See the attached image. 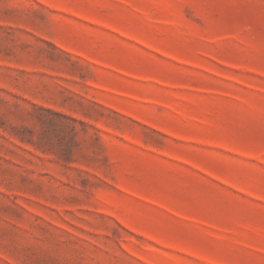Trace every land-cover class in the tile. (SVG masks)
Returning a JSON list of instances; mask_svg holds the SVG:
<instances>
[{
  "label": "rangeland",
  "instance_id": "rangeland-1",
  "mask_svg": "<svg viewBox=\"0 0 264 264\" xmlns=\"http://www.w3.org/2000/svg\"><path fill=\"white\" fill-rule=\"evenodd\" d=\"M0 264H264V0H0Z\"/></svg>",
  "mask_w": 264,
  "mask_h": 264
}]
</instances>
